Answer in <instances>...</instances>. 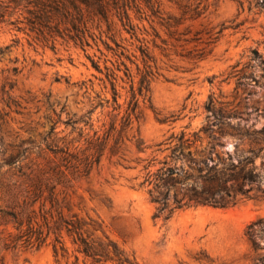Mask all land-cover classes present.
Segmentation results:
<instances>
[{"label": "rangeland", "instance_id": "obj_1", "mask_svg": "<svg viewBox=\"0 0 264 264\" xmlns=\"http://www.w3.org/2000/svg\"><path fill=\"white\" fill-rule=\"evenodd\" d=\"M184 2L192 3L193 9L206 8L194 29L210 27L217 41L211 55L195 64L180 56L185 55L180 49L170 57L156 50L158 69L150 86L151 106L141 103L144 117L136 125L149 148L139 154L133 149L131 159L169 160L168 145H157L182 131L200 132L195 145L199 149L209 151L219 141L223 145L215 148L222 158L237 157L252 143L250 133L264 129V0ZM100 56L93 43L83 49L62 40L56 45L33 41L17 25L0 18L2 171L13 153L28 148L33 151L31 158L40 154L38 147H45L44 138L52 127L48 117L56 120L61 115L56 125L59 136L72 131L64 121L80 119L89 111H93L91 126H85V134L97 131L102 135L108 130L117 112L110 86L106 87L91 63ZM9 83L13 85L10 104L2 94ZM119 89L120 103L125 104L127 92ZM261 163L257 158L256 165ZM146 164L106 154L89 180L77 184L85 206L81 214L99 218L106 233L138 264H264V181L253 186L252 198L238 196L236 205L183 208L164 220L165 213L154 218L159 205L150 199L152 186L142 184ZM159 167L155 163L150 171ZM178 196H182L179 191ZM1 258L3 264L74 261L71 257L68 263L65 259L57 262L50 244L26 251L1 249Z\"/></svg>", "mask_w": 264, "mask_h": 264}, {"label": "trees", "instance_id": "obj_2", "mask_svg": "<svg viewBox=\"0 0 264 264\" xmlns=\"http://www.w3.org/2000/svg\"><path fill=\"white\" fill-rule=\"evenodd\" d=\"M192 7L184 0H0L1 20L17 25L33 41L56 45L62 40L83 49L93 43L101 56L98 61L91 59L92 66L110 86L117 112L108 130L92 136L84 131L91 126L93 111L64 121L72 128L65 136L56 132L61 115L56 120L48 117L52 127L44 138L45 147H38L40 154L31 158L33 151L26 148L10 156L7 169L0 168V250L26 251L50 244L57 262L68 263L73 257L72 264H138L106 233L99 218L81 214L85 206L77 184L89 180L106 154L125 162L147 161L142 184L152 186L150 199L159 205L154 218L165 213L164 220H169L183 208H225L236 205L238 196L252 198L253 186L264 181V129L250 133L252 143L237 157L222 158L215 148L223 145L219 141L209 151L199 149L195 145L200 132L182 131L157 145H168L169 160L131 159L133 149L139 154L149 148L136 125L144 117L141 103L151 106L156 50L170 57L180 49L185 53L180 56L194 64L213 52L217 33L210 27L194 29L206 8ZM7 85L2 94L10 104L13 85ZM120 87L127 92L125 104L120 103ZM257 158L262 159L260 167ZM155 163L160 167L150 171ZM261 192L264 195V189Z\"/></svg>", "mask_w": 264, "mask_h": 264}]
</instances>
